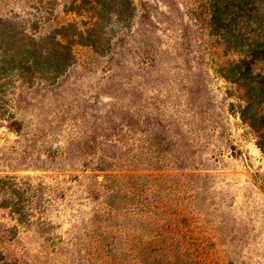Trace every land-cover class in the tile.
<instances>
[{
  "label": "rangeland",
  "instance_id": "1",
  "mask_svg": "<svg viewBox=\"0 0 264 264\" xmlns=\"http://www.w3.org/2000/svg\"><path fill=\"white\" fill-rule=\"evenodd\" d=\"M211 6L0 0V264H264V129Z\"/></svg>",
  "mask_w": 264,
  "mask_h": 264
},
{
  "label": "trees",
  "instance_id": "2",
  "mask_svg": "<svg viewBox=\"0 0 264 264\" xmlns=\"http://www.w3.org/2000/svg\"><path fill=\"white\" fill-rule=\"evenodd\" d=\"M210 12L218 47L234 56L219 68L220 76L246 91L241 119L264 129V0H212ZM9 126L19 130L16 121Z\"/></svg>",
  "mask_w": 264,
  "mask_h": 264
}]
</instances>
